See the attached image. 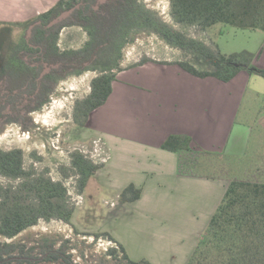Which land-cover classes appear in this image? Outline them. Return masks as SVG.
<instances>
[{
    "label": "rangeland",
    "instance_id": "374dc122",
    "mask_svg": "<svg viewBox=\"0 0 264 264\" xmlns=\"http://www.w3.org/2000/svg\"><path fill=\"white\" fill-rule=\"evenodd\" d=\"M124 3L129 7L134 6L137 11L142 9L153 19L187 38L206 44L209 48H213V42L220 46L228 45L234 50H241L246 44L242 32L224 24H217L206 31L198 26L175 24L169 14V0H124ZM104 4V0H99L92 19L85 27L71 25L60 30L57 39L50 46L48 59L54 56L75 55L91 40L88 32L95 34L96 28L100 26L112 27L117 19L116 14L102 7ZM126 23L123 29L117 31L118 36L113 35V51L110 46L105 47L102 54L85 69L72 68L60 78L48 68L41 71L38 64H30L29 52L24 48L23 42L30 37L32 26L0 29V64L3 63L0 67V93L25 88L27 82L39 70L41 75L49 72L48 76L52 79V86L38 108H33L30 102H18L16 111H12L6 103H0V115L3 116L0 123V151L20 149L23 169L31 177L44 176L61 182L67 190L62 204L73 211L69 224L58 219H41L35 226L23 230L17 236L4 239L8 243L25 247L28 255L39 256L41 251L50 245L55 248L63 246L75 264H121L120 253H116L115 257L108 255L110 249H116L115 244L108 239L109 235L122 245L129 256L140 258L136 261L147 260L150 256L154 264H180V260L179 263H172L166 256L178 248L185 255L188 247L196 246V240L204 229L208 218L206 216H197L194 220L178 216H175V219H164L150 214L144 216L141 212H131L128 209L120 212L117 209L112 210L114 201L106 179H101L98 183L89 178L83 191L77 186L79 176L71 164L74 154L83 155L94 165L104 164L109 156L103 141L87 133L86 121L77 108V104L89 95L90 82L94 77L102 70L112 68V73L116 75L113 84L115 97L118 98L122 92L133 97H144L148 94L146 84L159 81L178 82L179 78L174 69L166 73L152 66H134L123 70L126 66H133L135 61L139 62L145 57L180 59L196 64L198 69L209 68L199 60L196 53L182 51L166 44L152 32L148 22L143 24L134 18L130 22L127 19ZM117 55L120 56L115 63L110 57ZM185 75L192 82L217 81L214 78L201 79ZM239 81L240 77L236 78L235 83ZM113 100L111 99L108 105H111ZM105 109L100 108L99 113L107 111ZM260 116H264L263 95L255 96L252 90L246 91L237 120L257 125V118ZM258 140L260 139L257 137L250 139L249 151L260 149ZM257 151L260 153L261 150ZM116 154L119 155V152ZM126 156L127 159L121 160L115 166H119L117 170L121 169L120 167L125 171L128 168L134 169L135 160L130 158V153ZM231 165L228 160V168L222 170L220 167L223 168V164L216 166L214 161L210 160L207 166L209 170L205 172L219 174L223 171L228 174ZM235 167L239 169L237 164ZM192 171L198 174L199 170ZM254 172V176L248 175L246 178L264 182V175H261L264 174V169ZM115 177L111 181L117 179L118 175ZM21 181L20 178L0 175V192L5 188H16Z\"/></svg>",
    "mask_w": 264,
    "mask_h": 264
},
{
    "label": "trees",
    "instance_id": "16d2710c",
    "mask_svg": "<svg viewBox=\"0 0 264 264\" xmlns=\"http://www.w3.org/2000/svg\"><path fill=\"white\" fill-rule=\"evenodd\" d=\"M104 2L102 7L116 14L115 23L108 28L97 27L95 34L88 32L91 40L75 55L48 59L50 46L57 39L60 30L71 25L85 27L99 5L98 0H59L51 10L21 25L32 26L30 37L23 42L24 48L29 52L30 64H38L40 70L51 68L50 71L58 78L72 68L85 69L102 54L105 47L110 46L113 51V35L118 36L117 31L124 28L127 19L130 22L136 18L143 24L148 22L152 32L166 44L197 54L208 69H198L196 64L187 61L177 63L194 77H211L226 83L239 72L245 71L264 79V69L253 64L255 56L251 52L243 50L222 54L213 51L206 44L187 38L153 19L142 9L137 11L134 6H126L124 0ZM75 6L77 7L67 18L47 27L50 21ZM169 7L170 17L177 25L198 26L206 31L217 24H224L238 30L264 33V0H169ZM119 56L110 58L116 63ZM139 63H143V60ZM2 66L3 63L0 64ZM40 70L27 82L25 88L0 93V103H6L12 111H16L18 102H30L33 108L40 107L52 86L51 77L48 74L41 76ZM115 79L116 75L109 68L102 70L91 80L89 95L77 104L85 121L92 111L106 102ZM2 120L3 116L0 115V123ZM161 149L185 157L186 153L192 152L191 139L188 136L172 135L163 142ZM262 160L264 161V157ZM71 164L78 173L77 186L81 191L88 179L103 166L90 163L81 154H74ZM0 175L22 179L16 188L9 187L0 192V264H75L63 246L55 248L50 245L39 256H33L28 255L25 247L4 241L35 226L41 219H58L69 224L73 211L62 204L67 193L64 185L44 176L31 177L23 169L20 149L0 151ZM140 196L141 189L129 184L121 191L118 201L120 204L133 203ZM108 239L116 246V249L108 251V255L115 257L116 253H120L121 264H150L145 259H130L121 244L109 235ZM186 264H264V182L248 179L229 182Z\"/></svg>",
    "mask_w": 264,
    "mask_h": 264
},
{
    "label": "crops",
    "instance_id": "0c3cea01",
    "mask_svg": "<svg viewBox=\"0 0 264 264\" xmlns=\"http://www.w3.org/2000/svg\"><path fill=\"white\" fill-rule=\"evenodd\" d=\"M58 1L0 0V29L22 27L51 10ZM235 30L244 34V48L234 50L228 45L220 46L213 42L210 49L222 54L243 50L251 52L255 56L253 64L264 69V33ZM142 60L143 63L135 61L133 66H126L123 70L134 66H152L166 73L174 69L179 81L146 84L148 94L144 97H133L122 92L118 98L114 95L112 83V92L106 102L92 111L85 123L87 133L101 139L109 155L102 168L91 178L98 183L106 179L114 201L112 210L120 212L128 209L141 212L144 216L150 214L164 219H175V216L193 220L197 216L208 217L196 240L198 242L229 182L254 176V171L264 168V116L257 118V125L237 120L246 91L252 90L253 95L264 97V79L241 71L226 83L217 79L215 82H192L185 75L188 73L177 64L183 60L154 57ZM238 77L240 81L235 83ZM111 99L114 100L108 105ZM100 108L107 111L99 113ZM172 135L188 136L192 152L182 157V154L162 150L161 145ZM254 137L260 139V149L249 151L248 144ZM118 147L120 149L116 152L119 155L115 152ZM257 150H261L260 153ZM129 153L130 158L135 160L134 169L125 171L120 167L117 170V163L127 159ZM210 160L216 166L223 164V168L220 167L222 170L228 168L229 160L232 168H229L228 174L223 171L209 174L205 171L209 170L207 166ZM236 164L239 169H236ZM192 170H199L198 174ZM117 175L118 178L111 181ZM129 184L140 188L141 196L133 203L120 204L119 195ZM192 247L187 248L185 255L175 248V252L166 256L167 260L172 263H179L180 260V264H186L195 248ZM128 257L134 261L140 259ZM152 259L150 256L147 258L154 264Z\"/></svg>",
    "mask_w": 264,
    "mask_h": 264
},
{
    "label": "water",
    "instance_id": "95a60500",
    "mask_svg": "<svg viewBox=\"0 0 264 264\" xmlns=\"http://www.w3.org/2000/svg\"><path fill=\"white\" fill-rule=\"evenodd\" d=\"M72 11H73V9L61 13V14L58 15L56 18H54L52 21H50V22L48 23L47 27H51V26L57 24L58 22H60L61 20L65 19L66 17L69 16V14H70ZM30 28H32V27H30ZM28 33H30V31H28Z\"/></svg>",
    "mask_w": 264,
    "mask_h": 264
},
{
    "label": "flooded vegetation",
    "instance_id": "af4514ba",
    "mask_svg": "<svg viewBox=\"0 0 264 264\" xmlns=\"http://www.w3.org/2000/svg\"><path fill=\"white\" fill-rule=\"evenodd\" d=\"M98 2H99V0H98ZM76 7H77V6H75V7L72 8V9L74 10ZM70 10H71V9H70ZM69 15H70V14H69ZM66 18H67V17H66ZM64 28H65V27H64ZM47 68H48V67H47ZM47 68H45L44 70H46ZM48 69H49V71H50L51 68H48ZM44 70H43V71H44ZM47 74H49V72H47ZM47 74H45V75H47ZM41 76H44V75H41Z\"/></svg>",
    "mask_w": 264,
    "mask_h": 264
}]
</instances>
